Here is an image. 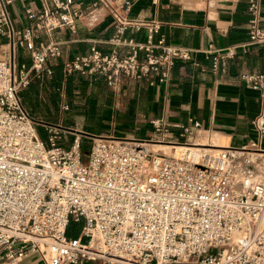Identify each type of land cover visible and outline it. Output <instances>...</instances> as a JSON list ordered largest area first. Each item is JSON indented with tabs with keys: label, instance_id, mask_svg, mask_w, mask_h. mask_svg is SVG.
Masks as SVG:
<instances>
[{
	"label": "built area",
	"instance_id": "obj_1",
	"mask_svg": "<svg viewBox=\"0 0 264 264\" xmlns=\"http://www.w3.org/2000/svg\"><path fill=\"white\" fill-rule=\"evenodd\" d=\"M39 1L40 8L24 9L27 23L14 26L12 0H0V264H20L30 253L43 264H184L191 257L198 264H264L263 113L251 120L257 140L238 146L173 140L170 133L184 138L188 125L158 117L149 120L150 139L47 126L44 141L20 93L31 76H50L48 62L61 56L59 44L42 37L73 31L81 11L74 0ZM132 1H91L92 8L108 9L112 48L91 46L64 60L63 72L101 76L116 86L121 77L162 80L176 61L190 59L186 47L157 35L158 21L129 17ZM247 9L255 13L248 41L264 46L256 1ZM140 29L143 40L124 35ZM207 51L209 70L217 73L234 48L209 45ZM241 78L264 99V61ZM64 132H72L67 146L58 144ZM82 135L90 141L86 151ZM151 142L175 149L166 154L141 146ZM70 223L75 235L66 234Z\"/></svg>",
	"mask_w": 264,
	"mask_h": 264
},
{
	"label": "crops",
	"instance_id": "obj_2",
	"mask_svg": "<svg viewBox=\"0 0 264 264\" xmlns=\"http://www.w3.org/2000/svg\"><path fill=\"white\" fill-rule=\"evenodd\" d=\"M91 1L74 0L81 16L76 20L73 31L55 29L49 37H42L43 41L48 38L56 41L61 50L59 58L48 62L52 73L62 71L64 60L87 53L91 46L102 52L112 48L109 39L114 26L108 9L103 6L92 8ZM112 1L117 5L121 0ZM248 1L133 0L129 5L128 16L158 21L160 26L157 35H162L168 44L186 47L190 59L176 61L168 76L162 80L151 76L139 80L121 77L118 84L126 83L127 88L117 89L116 94L108 95L105 104L112 106L109 111L102 108L94 111L101 122L100 133H90L150 139L153 133L149 120L158 117L170 123L188 125V134L184 138L179 139L176 132L170 133L173 140L180 142L188 140L204 145L238 146L248 139L257 140L251 120L260 111L264 116V99L260 97L259 91L241 78V74L262 69L264 46L248 41L249 22L255 14L247 9ZM255 1L260 26L264 28V0ZM40 6L39 0H12L8 5V13L13 25L23 26L27 23L23 12L25 8L38 9ZM124 35L140 41L144 38V31H125ZM209 45L221 50L234 48L233 56L225 59L220 72L211 73L209 70L212 56L207 51ZM123 51L124 48L119 52ZM84 77H88V85L90 82L98 86L107 85L101 76ZM23 90L20 96L24 104ZM91 112L86 111L87 114ZM194 121L198 122L197 127L192 126ZM108 131L113 134L105 133ZM259 145L264 149V137L259 139ZM197 262L198 257H191L184 264ZM20 264L43 262L35 253H30ZM84 264L97 262L88 261Z\"/></svg>",
	"mask_w": 264,
	"mask_h": 264
},
{
	"label": "rangeland",
	"instance_id": "obj_3",
	"mask_svg": "<svg viewBox=\"0 0 264 264\" xmlns=\"http://www.w3.org/2000/svg\"><path fill=\"white\" fill-rule=\"evenodd\" d=\"M87 82L88 77L74 72L67 74L60 71L52 73L50 76L43 75L40 78L31 76L28 86L22 92V97L26 109L34 120L38 136L42 140H46L47 134L44 127L47 126H56L59 130L74 129L88 134H92L90 132L100 133L99 123L101 122L94 111H99L101 108L109 111L112 106H107L105 99L110 94H116L117 89L127 88V84L98 86L93 82L88 85ZM62 106L66 108L64 109ZM86 111L92 112L87 114ZM105 133L113 134L110 131ZM63 135H67V137L64 138ZM63 135L58 144L67 146L72 136L68 132H64ZM136 136L138 137V133ZM80 143L82 151H86L90 144L89 138L82 135ZM151 143L163 144L160 142ZM76 226L70 223L69 229ZM71 233L75 235L76 231Z\"/></svg>",
	"mask_w": 264,
	"mask_h": 264
},
{
	"label": "bare ground",
	"instance_id": "obj_4",
	"mask_svg": "<svg viewBox=\"0 0 264 264\" xmlns=\"http://www.w3.org/2000/svg\"><path fill=\"white\" fill-rule=\"evenodd\" d=\"M141 146L144 149H150L152 151H159L161 153H172L175 149L174 146L170 144H158V143H142Z\"/></svg>",
	"mask_w": 264,
	"mask_h": 264
},
{
	"label": "trees",
	"instance_id": "obj_5",
	"mask_svg": "<svg viewBox=\"0 0 264 264\" xmlns=\"http://www.w3.org/2000/svg\"><path fill=\"white\" fill-rule=\"evenodd\" d=\"M69 227H70V224L66 228V234L67 235H73V233H71V232L74 231V230L76 231V227L71 228V229H69Z\"/></svg>",
	"mask_w": 264,
	"mask_h": 264
}]
</instances>
